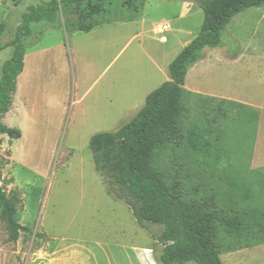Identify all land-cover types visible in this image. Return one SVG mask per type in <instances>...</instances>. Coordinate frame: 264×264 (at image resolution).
I'll list each match as a JSON object with an SVG mask.
<instances>
[{
	"label": "rangeland",
	"instance_id": "374dc122",
	"mask_svg": "<svg viewBox=\"0 0 264 264\" xmlns=\"http://www.w3.org/2000/svg\"><path fill=\"white\" fill-rule=\"evenodd\" d=\"M51 1L0 0V23L6 25L0 36V79L4 64L14 55L9 44L24 16ZM192 1L201 5V0ZM182 4L180 0H109L106 11L96 18L112 23L89 33L78 31L61 13L56 23L31 24V36L23 42L27 54L23 99L4 120L24 137H0V187L19 196L17 221L31 232L21 233L13 243L0 218V264H48L62 244L83 254L79 261L84 264H161L163 246L153 238L163 227L141 229L130 208L108 193L95 170L90 141L133 119L146 96L168 77L171 56L165 57L180 49L185 34L193 39L200 33L203 10L198 7L186 20H176ZM133 16L137 17L133 21H119ZM163 24L171 27L166 44L155 33ZM243 53L251 62L238 68L243 74L235 78L241 77V82L233 81L255 90L264 71V8L237 15L223 33L222 45L206 49L203 58H235ZM187 101L196 106L190 118L211 119L214 136L220 139L211 142V166L195 168L186 188L198 187L204 195L202 187L207 184L208 198L218 202L226 200L230 179L245 189L248 182L249 204H264V173L250 171L258 115L231 102L197 96L186 97ZM206 123L201 122V128ZM168 154L158 160L165 174L170 171ZM253 253H244L242 264H264L262 255Z\"/></svg>",
	"mask_w": 264,
	"mask_h": 264
},
{
	"label": "trees",
	"instance_id": "16d2710c",
	"mask_svg": "<svg viewBox=\"0 0 264 264\" xmlns=\"http://www.w3.org/2000/svg\"><path fill=\"white\" fill-rule=\"evenodd\" d=\"M108 1L53 0L24 16L16 38L9 44L14 47V55L4 64L0 79L1 135L10 140L22 138L21 130L7 127L3 119L13 106L17 79L24 70L23 42L31 36V24L56 23L61 13L78 31L89 33L112 23L96 18L106 11L104 4ZM200 7L205 16L201 31L171 63V81L152 92L144 108L120 130L97 134L90 141L95 170L108 193L130 208L141 229L148 230V225L163 227L153 238L163 246L161 264H224V253L264 245V204H249L248 182L245 189L230 179L226 200L218 202L208 198L207 184L202 187L204 195L198 187L186 188L195 168L211 166V142L220 138L214 136L211 119L190 118L196 106L191 101L186 103L184 89L188 72L203 58L204 51L220 47L232 20L248 9L264 8V0H201ZM5 31L6 25L0 23V36ZM204 120L207 123L201 128ZM166 151L168 174L158 164ZM1 170L0 164V182ZM19 202L16 193L8 195L0 187V218L13 243L19 241L21 233L31 232L17 221ZM240 203L247 207L239 209Z\"/></svg>",
	"mask_w": 264,
	"mask_h": 264
},
{
	"label": "crops",
	"instance_id": "0c3cea01",
	"mask_svg": "<svg viewBox=\"0 0 264 264\" xmlns=\"http://www.w3.org/2000/svg\"><path fill=\"white\" fill-rule=\"evenodd\" d=\"M181 2L184 3L182 4V12L180 11L179 16L176 20H180V21L184 19L186 20L187 18L191 17L193 14L197 13V8L200 7V6H196L194 1L192 0L189 1L185 0ZM155 33L158 34L157 28H155ZM184 36H186L183 39L185 43L180 45L181 46L180 49L173 50L165 57L166 59L167 57L171 56V59L168 62L169 67L171 63L175 60V58L178 56V54L195 39V37L193 39H188L186 34ZM167 43H169V41ZM26 55L27 54L25 53V57ZM247 58L250 57L245 53H243L241 57H235V58L232 57L227 58L226 56L222 58H214V59L202 58L188 72L184 89L186 91L187 97L197 96V97L209 98L217 102L223 101L225 103L231 102V103L240 104L244 107L251 109L256 115H258V129H257L254 152L251 159L250 171L253 173L255 172L264 173V71L262 75L263 80L259 83V87L255 90H250L247 87L242 86L240 83H238L241 82L240 81L241 77L240 78H235V77L237 75L243 74L241 71L242 69H238V68H240L241 66L247 67V63L251 62L248 61ZM157 70L160 69L157 68ZM25 73H26V65L24 66L23 73L17 79V91L15 93L13 106L10 109V111L19 109L17 106L18 105L17 101L19 100V98L20 100L23 99L21 91L23 90L25 85H21V79L23 76L24 77L26 76ZM233 79H235L238 82H234ZM168 81H171L170 72L168 77L165 78L164 83ZM26 82L27 80L25 81V83ZM150 94L151 93H149L146 96V99ZM146 99L144 100L145 104H146ZM20 106L21 105L19 104V107ZM10 111L7 114H9ZM5 117L3 119L4 125H6L4 123ZM127 123H125L124 125H126ZM0 137L4 138L8 136L0 134ZM23 137L24 134L22 132L21 139H23ZM73 249L74 247L70 246L69 244L60 245L59 250L56 252L55 258H53V260H50L48 264H84V260L79 261L80 256H82L83 254L80 255L78 251L76 250L74 251ZM262 249L264 250V245L250 249L239 250L236 252L224 253L223 255H221V259L224 264H242L244 261H246L247 258L244 257V253L250 250L256 252L253 253L255 256L262 255V257L264 258V253L260 251ZM254 259H255L254 260L255 263H258L256 261V259L258 258H254Z\"/></svg>",
	"mask_w": 264,
	"mask_h": 264
},
{
	"label": "built area",
	"instance_id": "2783aa9c",
	"mask_svg": "<svg viewBox=\"0 0 264 264\" xmlns=\"http://www.w3.org/2000/svg\"><path fill=\"white\" fill-rule=\"evenodd\" d=\"M170 31H171V27L168 24H163V25L157 27V32L159 35H161L160 41L162 43L166 44L169 41L166 34Z\"/></svg>",
	"mask_w": 264,
	"mask_h": 264
}]
</instances>
